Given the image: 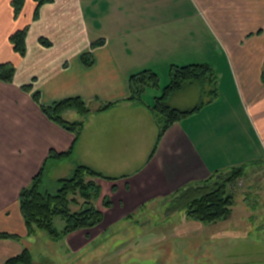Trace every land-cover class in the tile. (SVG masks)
Masks as SVG:
<instances>
[{
    "label": "crops",
    "instance_id": "crops-1",
    "mask_svg": "<svg viewBox=\"0 0 264 264\" xmlns=\"http://www.w3.org/2000/svg\"><path fill=\"white\" fill-rule=\"evenodd\" d=\"M13 2L0 0V65L17 68L12 84L0 82V234L22 240L0 241V264L24 252L22 190L51 153L74 145V135L49 121L41 105L81 99L91 110L87 118L64 113L85 126L73 158L48 162L46 179L49 169L55 177L68 165L117 179L99 181L112 202L104 221L125 220L238 168L264 177V0H25L19 16ZM26 28L23 58L9 40ZM199 65L218 69L219 96L172 126L151 159L159 129L150 109L162 93L147 100L149 89L142 104L130 102L129 80L148 71L170 81L173 68ZM170 106L189 111L199 104Z\"/></svg>",
    "mask_w": 264,
    "mask_h": 264
},
{
    "label": "rangeland",
    "instance_id": "rangeland-1",
    "mask_svg": "<svg viewBox=\"0 0 264 264\" xmlns=\"http://www.w3.org/2000/svg\"><path fill=\"white\" fill-rule=\"evenodd\" d=\"M164 74L159 73L160 92L148 91L147 100L159 96L169 85V76ZM204 87L201 83L188 86L169 106H178L181 101L207 102L209 97H201ZM253 170L228 187L236 207L229 219L217 224L205 226L189 219L187 211L174 212V197H170L141 208L125 220L103 221L99 227L71 234L58 243L47 234L37 233L33 238L25 237L22 245L30 250L36 264H264V177L262 171ZM48 173L45 190L56 193L55 179H67L73 171L68 165L55 177L50 169ZM90 180L100 186V180ZM102 184L100 199L94 205L103 213L109 198ZM79 201L78 207L72 206L75 213L85 203ZM56 225L59 229L65 226L61 220Z\"/></svg>",
    "mask_w": 264,
    "mask_h": 264
},
{
    "label": "trees",
    "instance_id": "trees-1",
    "mask_svg": "<svg viewBox=\"0 0 264 264\" xmlns=\"http://www.w3.org/2000/svg\"><path fill=\"white\" fill-rule=\"evenodd\" d=\"M35 1L41 6L49 0ZM24 5L25 0H14L13 8L16 16H19L24 11ZM28 33L27 28L17 31L9 40L14 47V51L23 58L27 56L26 40ZM41 43L48 47L50 46L44 40H41ZM83 62L92 66L89 56H85ZM171 71L170 84L164 89L162 96L156 99L155 107L150 109L159 129L157 145L151 159L156 155L157 148L162 141L161 139L172 126L201 111L207 102H212L213 99L219 96L218 75L211 66L176 67ZM16 72L17 68L10 63L0 65V82L12 84L15 81ZM262 79H264V74ZM200 83L205 85V90L203 91L209 97V101H201L199 106L189 111L176 110L169 106L170 99L177 92L188 86ZM129 85L131 92L129 101L140 105L147 90L160 88V79L156 73L145 71L142 74L132 76L129 80ZM24 89L28 93L33 92L31 87ZM33 98L38 105L41 104L39 94H34ZM113 106L109 105L101 108L99 112L109 111ZM40 107L49 121L56 123L64 131L66 130L74 135V145L65 154H50V158L44 164L43 170L32 179L31 186L22 190L19 204L27 229V237L33 238L37 233H44L53 242L58 243V241L68 238L71 234L92 230L103 225L104 213L98 211L94 205L95 201L100 199L102 189L95 181H89V179H102L109 182L117 181V179L106 177L103 173H99L91 167L78 165L70 177L57 182L56 193L46 191V166L48 162L54 159L66 161V159L73 158L85 126L84 122H67L63 119L64 113L77 111L87 118L91 110L88 109V106L81 99L66 100L50 107L43 105ZM245 172L244 168H238L227 173L217 174L202 183H195L184 188L171 196L174 197L171 209L174 212L187 211L189 219L205 226L227 220L236 207V198L229 192L228 187L234 185L238 180L244 179L246 176ZM79 199H82L85 203L80 212L75 213L72 210V206L78 207L80 205ZM104 206L107 209L111 208V201L106 199ZM57 220H61L64 223L63 229L58 228L56 225ZM1 240L21 241L22 238L13 234L1 233ZM6 264L36 263L33 261L30 250L24 248V252L21 255L8 260Z\"/></svg>",
    "mask_w": 264,
    "mask_h": 264
}]
</instances>
